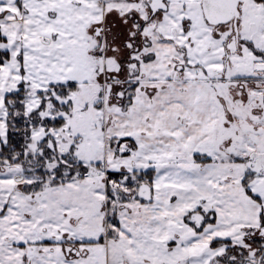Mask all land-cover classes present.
<instances>
[{
	"label": "snow or ice",
	"instance_id": "1",
	"mask_svg": "<svg viewBox=\"0 0 264 264\" xmlns=\"http://www.w3.org/2000/svg\"><path fill=\"white\" fill-rule=\"evenodd\" d=\"M0 264H264V0H0Z\"/></svg>",
	"mask_w": 264,
	"mask_h": 264
}]
</instances>
